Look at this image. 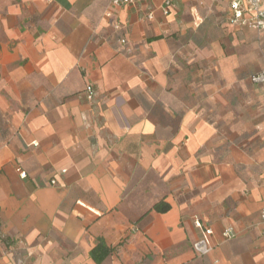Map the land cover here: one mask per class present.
<instances>
[{
	"label": "crops",
	"instance_id": "crops-1",
	"mask_svg": "<svg viewBox=\"0 0 264 264\" xmlns=\"http://www.w3.org/2000/svg\"><path fill=\"white\" fill-rule=\"evenodd\" d=\"M247 32L227 0H0V264H98L100 240L101 264H264Z\"/></svg>",
	"mask_w": 264,
	"mask_h": 264
},
{
	"label": "built area",
	"instance_id": "built-area-1",
	"mask_svg": "<svg viewBox=\"0 0 264 264\" xmlns=\"http://www.w3.org/2000/svg\"><path fill=\"white\" fill-rule=\"evenodd\" d=\"M133 0H112V5L119 6L123 4L132 3ZM174 0H163L164 13H168V8L171 7ZM196 1V0H193ZM229 6L230 20L242 27L254 30L259 34L264 33V0H227ZM116 26V29H120ZM121 43L125 44L126 40L122 39ZM253 81L264 82V73L253 76ZM88 99H92L94 91L91 86L86 90ZM22 178L26 177L25 171H20ZM51 185H56V181L52 180ZM261 221L264 224V206L261 210ZM195 224L202 230V236L193 243V249L196 254L200 256L208 255L212 250L211 237L213 230L210 227L204 226L199 219H196ZM236 234L233 230L229 229L225 232L226 238L234 237Z\"/></svg>",
	"mask_w": 264,
	"mask_h": 264
},
{
	"label": "rangeland",
	"instance_id": "rangeland-1",
	"mask_svg": "<svg viewBox=\"0 0 264 264\" xmlns=\"http://www.w3.org/2000/svg\"><path fill=\"white\" fill-rule=\"evenodd\" d=\"M204 8V18L205 20L208 19H216V21L219 22V26L221 29V34H222V40H223V45L226 46V43H224L225 37L226 38H233V34L238 37V39L245 42L246 37H245V32H233V31H228L229 28L224 26L223 20H225V13H222L223 11L215 12L214 8L212 5L208 4L207 2L203 3L201 5ZM240 33H242L243 37H240ZM248 34V41L251 43V40L253 41V52H254V57H255V67H264V33L259 34L257 32H247ZM249 43V44H250ZM248 44V45H249ZM240 45V44H239ZM239 47V46H238ZM243 49V48H242Z\"/></svg>",
	"mask_w": 264,
	"mask_h": 264
},
{
	"label": "trees",
	"instance_id": "trees-1",
	"mask_svg": "<svg viewBox=\"0 0 264 264\" xmlns=\"http://www.w3.org/2000/svg\"><path fill=\"white\" fill-rule=\"evenodd\" d=\"M170 208L169 204L161 201L154 206V210L157 212H166ZM1 226V219H0ZM114 251V248L109 247L103 240H100L98 245L91 251V257L98 263L101 264L109 255Z\"/></svg>",
	"mask_w": 264,
	"mask_h": 264
}]
</instances>
